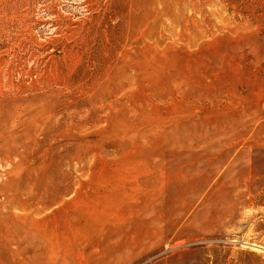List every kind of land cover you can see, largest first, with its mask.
Returning <instances> with one entry per match:
<instances>
[{"label": "rangeland", "instance_id": "obj_1", "mask_svg": "<svg viewBox=\"0 0 264 264\" xmlns=\"http://www.w3.org/2000/svg\"><path fill=\"white\" fill-rule=\"evenodd\" d=\"M0 264H264V0H0Z\"/></svg>", "mask_w": 264, "mask_h": 264}, {"label": "bare ground", "instance_id": "obj_2", "mask_svg": "<svg viewBox=\"0 0 264 264\" xmlns=\"http://www.w3.org/2000/svg\"><path fill=\"white\" fill-rule=\"evenodd\" d=\"M84 76V75H83ZM93 77V76H92ZM65 78V77H64ZM90 78V76H89ZM88 78V79H89ZM84 80V79H83ZM87 81V80H86ZM63 84L65 85H68L67 82H65V80L62 81ZM91 82V81H90ZM62 84V83H61ZM75 84V83H74ZM93 84V83H92ZM98 84V83H97ZM76 85H77V89H81L83 90L85 88V83H83L81 80H77L76 81ZM98 86V85H97ZM87 91V90H86ZM85 92V91H84ZM56 102V101H55ZM110 115V114H109ZM108 116V115H107ZM106 116V117H107ZM109 118V117H108ZM117 127V126H116ZM82 135V134H81ZM32 136V135H31ZM83 136V135H82ZM43 140V139H42ZM45 144V143H44ZM7 145V144H6ZM15 149L18 152V155L16 156L17 158V161H19V165H21L25 160H26V157H28L30 154H29V150H31V147H30V144L28 143H23L22 141H18L16 146H15ZM32 154V153H31ZM42 167V165L38 166V164L36 166H33L32 165L30 167H28V169L30 170V174H33V177L36 178V176L38 175L39 171L41 170L40 168ZM32 178V177H31ZM30 176H29V179H31ZM5 220V219H4ZM9 224L8 226L9 227H13L15 225V228L18 226L20 227H30L29 223L27 222V220L24 218H20V217H17V216H13L11 215V217L9 216ZM8 223V222H7ZM24 227V228H25ZM14 229V228H13ZM10 230V229H9ZM28 230V229H27ZM13 231V230H12ZM15 231V230H14ZM21 232V231H20ZM17 234V233H16Z\"/></svg>", "mask_w": 264, "mask_h": 264}]
</instances>
